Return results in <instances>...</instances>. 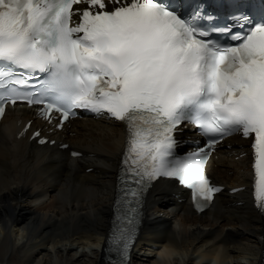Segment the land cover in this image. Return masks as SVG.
I'll list each match as a JSON object with an SVG mask.
<instances>
[{
    "label": "snow or ice",
    "instance_id": "1",
    "mask_svg": "<svg viewBox=\"0 0 264 264\" xmlns=\"http://www.w3.org/2000/svg\"><path fill=\"white\" fill-rule=\"evenodd\" d=\"M18 103L49 124L59 113V127L76 109L122 122L120 179L138 186L125 195L138 202L151 182L174 179L191 190L197 211L221 191L205 174L210 151L225 137L252 138L264 211V13L219 27L203 25L195 8L182 15L178 0H0V117ZM185 123L206 147L195 142L179 155L175 134ZM113 240L116 264H126L130 229Z\"/></svg>",
    "mask_w": 264,
    "mask_h": 264
},
{
    "label": "bare ground",
    "instance_id": "2",
    "mask_svg": "<svg viewBox=\"0 0 264 264\" xmlns=\"http://www.w3.org/2000/svg\"><path fill=\"white\" fill-rule=\"evenodd\" d=\"M33 116L15 107L1 124L0 264H104L121 128L70 123L50 133ZM38 129L43 146L28 141ZM228 145L209 161L212 180L225 190L205 214L196 216L173 185H155L129 264H262L264 226L250 209L249 166L239 159L248 144Z\"/></svg>",
    "mask_w": 264,
    "mask_h": 264
},
{
    "label": "rangeland",
    "instance_id": "3",
    "mask_svg": "<svg viewBox=\"0 0 264 264\" xmlns=\"http://www.w3.org/2000/svg\"><path fill=\"white\" fill-rule=\"evenodd\" d=\"M146 249V248H145ZM149 257H150V255H149Z\"/></svg>",
    "mask_w": 264,
    "mask_h": 264
}]
</instances>
